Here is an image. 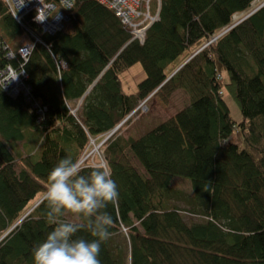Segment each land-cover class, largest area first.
Segmentation results:
<instances>
[{
    "label": "trees",
    "instance_id": "1",
    "mask_svg": "<svg viewBox=\"0 0 264 264\" xmlns=\"http://www.w3.org/2000/svg\"><path fill=\"white\" fill-rule=\"evenodd\" d=\"M263 1L161 0L140 44L97 0H77L56 34L18 23L0 0V264H33L54 227L49 172L83 161L93 142L103 161L85 159L83 174L106 164L119 191L101 264H264V5L234 22ZM27 30L42 43L24 60L10 42ZM136 65L144 78L128 92L122 76ZM8 67L26 75L16 96L1 83ZM180 91L190 100L173 118L138 137L115 132L147 99ZM174 179L190 182V197Z\"/></svg>",
    "mask_w": 264,
    "mask_h": 264
},
{
    "label": "clouds",
    "instance_id": "2",
    "mask_svg": "<svg viewBox=\"0 0 264 264\" xmlns=\"http://www.w3.org/2000/svg\"><path fill=\"white\" fill-rule=\"evenodd\" d=\"M46 16L38 11L37 20ZM79 159L63 158L49 172L42 202L47 221L54 225L45 239L33 248V264H101L102 244L112 235V215L106 211L119 198L118 186L106 164L87 175ZM84 218L77 223L65 217ZM82 229L92 239L78 237Z\"/></svg>",
    "mask_w": 264,
    "mask_h": 264
},
{
    "label": "built area",
    "instance_id": "3",
    "mask_svg": "<svg viewBox=\"0 0 264 264\" xmlns=\"http://www.w3.org/2000/svg\"><path fill=\"white\" fill-rule=\"evenodd\" d=\"M8 6L12 12L16 15L20 23L23 19L31 17L32 21L41 28L42 32L49 34H56L62 31L69 21V17L66 12L72 9L77 0H6ZM103 6L109 8L115 12L116 16L120 19L124 28L131 34L132 41L144 44L148 30L151 26L159 20V12L161 8V0H97ZM155 8V10L153 9ZM41 11L42 16H46L44 21L37 20L38 11ZM253 11L247 14V17L252 14ZM29 15V16H28ZM236 15L234 22L236 23ZM244 15H241L243 17ZM235 24L231 26L233 28ZM223 35L214 37L209 44L215 42ZM39 39V38H38ZM39 41V40H38ZM2 44L0 42V48ZM32 46H24L18 52V55L27 60L34 49ZM10 58L14 57L10 53ZM62 65H65L62 63ZM6 74H2L1 83L3 88L10 93L12 96L18 95L24 89L23 79L19 78L14 74L22 73L15 71L11 67H8L5 71ZM146 104V102H145ZM145 104H141L138 107L145 109ZM145 106V107H144ZM134 114V113H133ZM112 136V135H111ZM110 136V137H111ZM109 138V137H108ZM106 138V140L108 139ZM94 143V142H93ZM87 159V158H85Z\"/></svg>",
    "mask_w": 264,
    "mask_h": 264
},
{
    "label": "rangeland",
    "instance_id": "4",
    "mask_svg": "<svg viewBox=\"0 0 264 264\" xmlns=\"http://www.w3.org/2000/svg\"><path fill=\"white\" fill-rule=\"evenodd\" d=\"M5 3L7 4L6 0H5ZM263 3H264V1H263ZM255 4H256L255 9L252 10L253 13L256 12L260 7H262L264 5V4L259 5L260 2H257ZM7 6H8V4H7ZM8 8H9L12 16L15 18V20L18 23H20L19 20L17 19L16 15L14 14V12H12L11 8L9 6H8ZM246 18H247V14H245L243 17L237 16L235 21L239 22V21L244 20ZM65 27H66V25H65ZM222 33L224 34V32H222ZM34 43L41 44L42 40L36 34L29 33L28 30L25 32V34H23L20 37H17L15 40L10 42V44L13 45V47L17 48V49L19 47H22V46H26V47L32 46V44H34ZM209 43L206 45H209ZM34 46H35V44H34ZM63 67L65 68V65H63ZM142 72H143L142 67L140 65H136L130 71H128V73L125 74V75L128 74L126 77H124L125 78V85H126V88L128 90L133 91L135 89V87H136L135 82L137 80L139 82V77H140V74ZM3 74L5 75L6 72H3ZM14 74L21 79L26 77V75L23 72L22 73L14 72ZM189 100H190L189 95L187 93H185L184 91L177 92L175 95H173V97L169 101L164 102V103H163V101L159 100L158 98H154L152 100L149 98L146 101H144L143 103H141L143 105L146 102V104H145L146 108L140 109L139 111L137 109L134 112V114L132 113L134 116L133 120L129 124H126L123 127H121V129H119L120 128L119 127L118 129L115 130V132L119 130V131H121V133H123V135L128 136L129 133L135 135L138 132H143L145 130L148 131L149 129L153 128L160 121L173 118L177 111H179L180 109H183L185 106H187V104L189 103ZM226 100H227V103L230 107L232 116L234 117L235 120L240 122L242 116H241L238 108L236 107L235 102L232 100V98H230L228 96L226 97ZM112 135H114V134H112ZM107 136H110V134ZM234 140H233V142L236 141V140L235 141ZM102 153H103L102 142L96 143V144L91 143L90 151L87 153V155H85L86 153L84 155H85V158H87V159H90V158L95 159L97 157L98 158L97 160H100V162H101V161H103ZM84 160L81 162H84ZM177 180L178 179H174L173 186H175L176 189L183 190L187 194V196L190 197L191 193H192L191 188H190V186H191L190 182L187 179H185V180L180 179L178 181ZM183 203L184 202H181V203H179V205L182 207H185V204H183ZM69 218H71V216H69ZM193 218H195V217H193ZM123 234H126L125 230L123 231Z\"/></svg>",
    "mask_w": 264,
    "mask_h": 264
},
{
    "label": "crops",
    "instance_id": "5",
    "mask_svg": "<svg viewBox=\"0 0 264 264\" xmlns=\"http://www.w3.org/2000/svg\"><path fill=\"white\" fill-rule=\"evenodd\" d=\"M141 66V65H140ZM143 70V69H142ZM128 73V72H127ZM126 74V73H125ZM123 75L122 77V79H123V84H124V88H125V90H127L128 92L129 91H131V90H128L127 88H126V85H125V78L124 77H126L127 75ZM144 78V72H142L141 74H140V77H139V81H141L142 79ZM135 84H136V86H137V84H138V80L135 82ZM136 88V87H135ZM81 101L79 102V105L76 107L77 109H76V111L79 109V107H80V105H81ZM147 131L145 130V131H143V132H138L137 134H135V135H133V137H138V136H140V135H142V134H144V133H146ZM130 134V133H129Z\"/></svg>",
    "mask_w": 264,
    "mask_h": 264
},
{
    "label": "bare ground",
    "instance_id": "6",
    "mask_svg": "<svg viewBox=\"0 0 264 264\" xmlns=\"http://www.w3.org/2000/svg\"><path fill=\"white\" fill-rule=\"evenodd\" d=\"M228 31V29L224 30L223 32L226 33Z\"/></svg>",
    "mask_w": 264,
    "mask_h": 264
}]
</instances>
